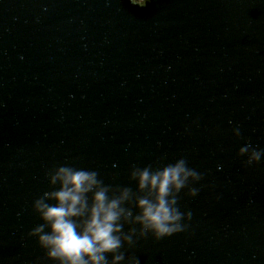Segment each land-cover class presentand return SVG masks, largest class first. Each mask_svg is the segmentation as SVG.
I'll use <instances>...</instances> for the list:
<instances>
[{
    "label": "water",
    "instance_id": "1",
    "mask_svg": "<svg viewBox=\"0 0 264 264\" xmlns=\"http://www.w3.org/2000/svg\"><path fill=\"white\" fill-rule=\"evenodd\" d=\"M245 140L264 150V0H0V264H56L26 234L60 165L98 181L77 223L96 188L119 199L138 264H264V152L243 164ZM178 158L202 173L170 194L188 227L140 239L134 173Z\"/></svg>",
    "mask_w": 264,
    "mask_h": 264
},
{
    "label": "clouds",
    "instance_id": "2",
    "mask_svg": "<svg viewBox=\"0 0 264 264\" xmlns=\"http://www.w3.org/2000/svg\"><path fill=\"white\" fill-rule=\"evenodd\" d=\"M123 3L139 13H147L152 7V0H123ZM232 132L239 138L238 126L233 127ZM262 152L264 150L245 140L237 147L235 155L243 156V164L249 165L258 162ZM134 175L138 187L147 186L152 192L151 199L136 201L138 213L133 220L140 225L138 237L141 239L147 233L153 240H159L185 231L191 211H181L170 194L186 187V196H194L202 173L189 167L183 158H178L159 171L149 173L145 168ZM48 183L58 184L55 190L43 194L54 203H45L43 198L32 201V210L44 223L31 227L26 234L35 238L47 259L56 264H138L135 257L125 256V250L132 247L136 239L132 238L131 230L128 234L120 232L118 220L123 209L118 207L119 199H106L105 190L96 188L91 193L87 217L79 223L73 219L84 211L83 194L98 183L95 172L60 165L48 178ZM127 215L124 212V216ZM45 224L47 231H42Z\"/></svg>",
    "mask_w": 264,
    "mask_h": 264
}]
</instances>
